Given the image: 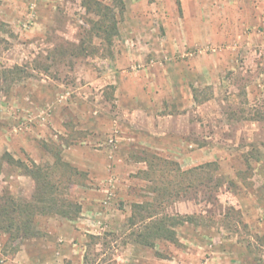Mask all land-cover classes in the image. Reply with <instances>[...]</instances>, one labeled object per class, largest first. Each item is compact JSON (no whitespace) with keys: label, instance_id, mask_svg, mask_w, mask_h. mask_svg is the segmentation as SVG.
I'll return each instance as SVG.
<instances>
[{"label":"rangeland","instance_id":"374dc122","mask_svg":"<svg viewBox=\"0 0 264 264\" xmlns=\"http://www.w3.org/2000/svg\"><path fill=\"white\" fill-rule=\"evenodd\" d=\"M87 1L0 0V69H24L0 80V197L35 189L8 155L79 171L63 176L79 211L0 231V264H264V0H123L111 44L87 32ZM150 154L220 185L181 190L195 177L172 164L145 175ZM142 201L193 216L179 243L140 241Z\"/></svg>","mask_w":264,"mask_h":264},{"label":"trees","instance_id":"16d2710c","mask_svg":"<svg viewBox=\"0 0 264 264\" xmlns=\"http://www.w3.org/2000/svg\"><path fill=\"white\" fill-rule=\"evenodd\" d=\"M114 2L115 5L106 4L98 0L87 1L88 11L95 15L94 18L89 19L90 29L87 32L102 38L108 44H111L113 38L118 34L115 7L124 8L123 0H114ZM75 47L76 51H79V54L85 50V47L82 45ZM23 71L24 69L19 65L9 69H0V80L5 81L9 77L14 78L15 76H19ZM258 116H261V119L264 120V115L258 114ZM142 160L148 164V170L142 171L145 175L155 172L156 167L161 164L164 166L172 164L177 165L176 167L173 166L172 170L177 171L178 176L182 178L181 181L185 178L190 180L191 176L195 177V180H191L188 185L177 182L179 188L184 191H187L190 187H194L195 190L203 186L208 188V184L213 180L215 181L213 188L220 185V180L212 179L210 176L204 177L202 172L198 170L200 167L182 170L174 161L157 157L155 154H150V156ZM7 162L21 169L25 175L30 176L35 183V189L31 201L19 202L9 194L0 197L1 232L9 234L11 238L15 239L21 233H30L32 221L37 214H59L64 217H71L72 213L76 214L79 211L78 205L63 197V189L67 186L63 182V176L67 175V181L70 182L71 176L79 174V171L75 167L62 161L60 158L54 164L46 166L36 163L26 164L19 159H14L10 155H8ZM174 185L176 186V181L173 179H165L162 184L155 183L151 185L149 190L154 194L153 201L161 202V200L171 196L173 188H175ZM153 201L133 203V208L136 211L138 210L139 212L141 209L147 211V215H140L141 219H149V223L145 225L144 232L137 234L140 241L153 237L179 243L175 227L183 225L188 221H193V216L177 214L154 217L155 204ZM130 218L132 223H134L133 216Z\"/></svg>","mask_w":264,"mask_h":264}]
</instances>
